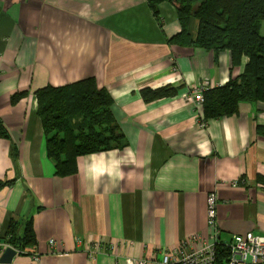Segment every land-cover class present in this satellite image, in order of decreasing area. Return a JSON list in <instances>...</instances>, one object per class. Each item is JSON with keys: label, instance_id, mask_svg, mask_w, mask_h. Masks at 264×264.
I'll list each match as a JSON object with an SVG mask.
<instances>
[{"label": "crops", "instance_id": "obj_1", "mask_svg": "<svg viewBox=\"0 0 264 264\" xmlns=\"http://www.w3.org/2000/svg\"><path fill=\"white\" fill-rule=\"evenodd\" d=\"M157 11L147 0H0V243L12 223L20 238L30 223L40 259L11 264H160L164 249L211 242V192L223 241L264 236V103L220 120L191 100L193 88L237 79L247 58L171 44L176 12L165 2ZM85 79L109 92L125 147L81 156L75 175L61 178L34 92ZM168 87L171 97L141 95Z\"/></svg>", "mask_w": 264, "mask_h": 264}, {"label": "trees", "instance_id": "obj_2", "mask_svg": "<svg viewBox=\"0 0 264 264\" xmlns=\"http://www.w3.org/2000/svg\"><path fill=\"white\" fill-rule=\"evenodd\" d=\"M164 2L173 6L181 28L171 44L214 54L229 51L235 62L239 57L247 58L244 72L237 79L203 93L206 119L233 116L241 103H264V36L259 35L264 0H147L156 16L157 6ZM192 20L198 26L195 39L190 34ZM34 94L46 155L56 176L75 175L81 156L125 147L111 115L113 100L109 92L96 87L93 79L63 87L47 86ZM141 95L150 102L173 96V88L144 89ZM5 138L7 131L0 122V139ZM18 228V223H12L3 243L17 251L34 249L30 223L21 238L16 237Z\"/></svg>", "mask_w": 264, "mask_h": 264}, {"label": "built area", "instance_id": "obj_3", "mask_svg": "<svg viewBox=\"0 0 264 264\" xmlns=\"http://www.w3.org/2000/svg\"><path fill=\"white\" fill-rule=\"evenodd\" d=\"M213 89L208 87L207 84L204 87H196L191 91V100L197 104L204 102L203 93L206 90ZM200 128H205L204 122L198 123ZM238 181H234L229 184L231 187H236ZM207 205V225L211 230V242L204 244L198 250H193L187 246L174 247L170 249H164L161 253L160 264H219V251L224 252L223 261L225 264H264V236L254 235L247 233L244 236H232L228 241H223L220 238V232L217 226V198L216 194L211 192L206 197ZM198 235L192 237V240H196ZM78 244L81 241L76 240ZM51 248H56V243L52 240L48 241ZM189 247V246H188ZM12 248L4 243H0V255L7 249ZM94 248L96 245L94 244ZM16 255L29 256L34 263L39 262V255L36 252L29 251H17L12 248ZM91 249V248H90ZM87 253H93L91 250ZM96 254V252H95ZM126 264H145L140 259H126Z\"/></svg>", "mask_w": 264, "mask_h": 264}, {"label": "water", "instance_id": "obj_4", "mask_svg": "<svg viewBox=\"0 0 264 264\" xmlns=\"http://www.w3.org/2000/svg\"><path fill=\"white\" fill-rule=\"evenodd\" d=\"M15 256L16 253L12 248L5 249L0 256V264H11V261Z\"/></svg>", "mask_w": 264, "mask_h": 264}, {"label": "rangeland", "instance_id": "obj_5", "mask_svg": "<svg viewBox=\"0 0 264 264\" xmlns=\"http://www.w3.org/2000/svg\"><path fill=\"white\" fill-rule=\"evenodd\" d=\"M259 35L264 36V22H262V26H261Z\"/></svg>", "mask_w": 264, "mask_h": 264}]
</instances>
